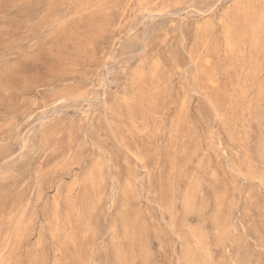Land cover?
<instances>
[{
	"label": "rangeland",
	"instance_id": "374dc122",
	"mask_svg": "<svg viewBox=\"0 0 264 264\" xmlns=\"http://www.w3.org/2000/svg\"><path fill=\"white\" fill-rule=\"evenodd\" d=\"M0 264H264V0H0Z\"/></svg>",
	"mask_w": 264,
	"mask_h": 264
}]
</instances>
